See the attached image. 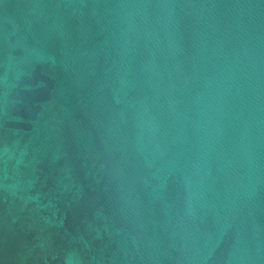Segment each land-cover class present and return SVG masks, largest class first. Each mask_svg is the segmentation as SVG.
Listing matches in <instances>:
<instances>
[{"label":"water","instance_id":"water-1","mask_svg":"<svg viewBox=\"0 0 264 264\" xmlns=\"http://www.w3.org/2000/svg\"><path fill=\"white\" fill-rule=\"evenodd\" d=\"M0 264H264V0H0Z\"/></svg>","mask_w":264,"mask_h":264}]
</instances>
